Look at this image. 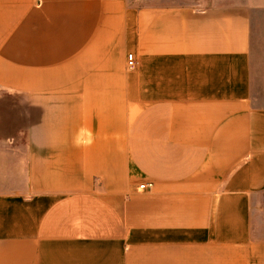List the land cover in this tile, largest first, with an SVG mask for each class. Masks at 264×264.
Instances as JSON below:
<instances>
[{"label":"crops","instance_id":"1","mask_svg":"<svg viewBox=\"0 0 264 264\" xmlns=\"http://www.w3.org/2000/svg\"><path fill=\"white\" fill-rule=\"evenodd\" d=\"M133 1L0 0V264H264V0Z\"/></svg>","mask_w":264,"mask_h":264},{"label":"built area","instance_id":"2","mask_svg":"<svg viewBox=\"0 0 264 264\" xmlns=\"http://www.w3.org/2000/svg\"><path fill=\"white\" fill-rule=\"evenodd\" d=\"M126 64L128 67H133L136 64V59L133 52H128L126 55ZM140 188H150L152 186V181H144L138 185Z\"/></svg>","mask_w":264,"mask_h":264},{"label":"rangeland","instance_id":"3","mask_svg":"<svg viewBox=\"0 0 264 264\" xmlns=\"http://www.w3.org/2000/svg\"><path fill=\"white\" fill-rule=\"evenodd\" d=\"M144 1H147V0H134L133 2L137 3V4H140V3H143Z\"/></svg>","mask_w":264,"mask_h":264}]
</instances>
